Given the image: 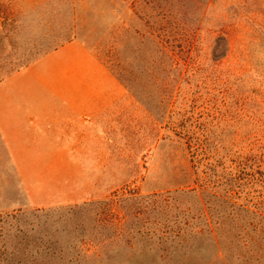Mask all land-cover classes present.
<instances>
[{
  "label": "rangeland",
  "instance_id": "1",
  "mask_svg": "<svg viewBox=\"0 0 264 264\" xmlns=\"http://www.w3.org/2000/svg\"><path fill=\"white\" fill-rule=\"evenodd\" d=\"M72 1L85 23V42L123 87V140L113 146L121 153L90 156L102 193L86 203L208 181L218 195L227 187L246 194L255 213L264 214V0ZM61 2L55 5L68 0ZM245 158L237 183H229ZM173 196L176 208L160 214L164 238L136 236L125 243L127 235L115 231L123 230L116 205L75 216L63 210L67 206L31 207L0 156V215L24 214L0 224V258L25 252L31 258L24 264H264L256 246L248 252L234 239L229 210L208 194L201 199L212 201L206 219L220 225L212 228L215 244L197 196ZM110 209L116 226L102 222ZM82 230L94 239L80 242Z\"/></svg>",
  "mask_w": 264,
  "mask_h": 264
},
{
  "label": "crops",
  "instance_id": "2",
  "mask_svg": "<svg viewBox=\"0 0 264 264\" xmlns=\"http://www.w3.org/2000/svg\"><path fill=\"white\" fill-rule=\"evenodd\" d=\"M57 1L0 0V156L39 209L100 198L90 156L123 140V87Z\"/></svg>",
  "mask_w": 264,
  "mask_h": 264
},
{
  "label": "trees",
  "instance_id": "3",
  "mask_svg": "<svg viewBox=\"0 0 264 264\" xmlns=\"http://www.w3.org/2000/svg\"><path fill=\"white\" fill-rule=\"evenodd\" d=\"M247 163V158L241 160L239 164L237 165V174L231 175L229 183L233 182L236 184L238 180V176L242 174L243 172V166H245ZM228 180L223 182V186H228L229 183H226ZM208 183L205 182V186L203 185H197L194 184L193 188L189 190H175L172 193L166 192V193H154L146 196H140L138 195L134 190H127L122 191L121 193L114 194L112 197V200H109L107 203H83L80 205H72L67 206L63 208V210L68 214H73L74 216L76 213L74 212H81L82 210H86L88 208L92 207H100V206H114L120 208L123 212L122 216V222H118V225H120L123 230L117 229L116 233L121 234L124 233L127 235V238L124 240L125 243L130 241L131 239L135 238L136 236H144V237H155L157 236L159 239L164 238L168 231L167 230H161L159 228L160 225V214L166 213L169 211V209L176 208V198L173 196V194L181 195V194H193L197 196L198 202L201 203L202 206V212L203 216L205 218V224H206V230L211 235V238L213 240V243L215 244V236L212 235L213 233V226L215 228H219L218 223H211L210 220H207L206 217L208 216V213L210 209H212V201L214 203H220L221 206L225 207L227 210H229V213H227L226 219L229 225H232V230L235 231L233 234L234 239H238L236 241L242 240L243 246L248 252L251 250L250 247L256 246V252L259 256L264 255V248L262 245V242L264 241V214L262 212L255 213L253 209V204L250 203V200L247 198L246 194H242L240 192H234L233 190H230L227 188L224 189V191L218 195L213 190H210L208 186ZM213 189V188H211ZM201 193H206L208 196L212 199L211 202L208 200H202L201 199ZM94 209V208H92ZM92 209L88 210L90 212ZM225 210L224 214L227 212ZM34 212L42 213L43 210H37ZM33 212V214H34ZM114 212L111 211V209L108 211L107 214L103 216L102 222L107 223V225L116 226L115 223L117 221L115 219H111L112 216H115L113 214ZM71 215V216H73ZM255 216H258L260 218H255ZM24 214L20 212L11 213V214H5L3 216L0 215V224H7L11 221L16 222L20 218H23ZM115 221V222H114ZM212 221V220H211ZM101 222V220H100ZM101 222V223H102ZM154 227L152 230L148 227ZM222 226V225H221ZM223 227V226H222ZM180 226H176L175 231V237L179 236L180 233ZM86 230H82L80 234H78L77 238L78 240L85 241V242H91L94 238L91 234H88L89 231L85 232ZM121 231V232H120ZM194 234H200L201 231L194 230ZM172 232V231H171ZM116 234V235H117ZM124 236V235H123ZM18 238L17 235L12 236V239ZM108 239V238H106ZM260 240V241H258ZM33 243V242H31ZM27 245V244H26ZM26 250V249H25ZM25 252H22L21 255L17 254H4V258H0V262H3L5 264H24L28 259L31 257L24 256ZM23 257L25 259H23Z\"/></svg>",
  "mask_w": 264,
  "mask_h": 264
}]
</instances>
